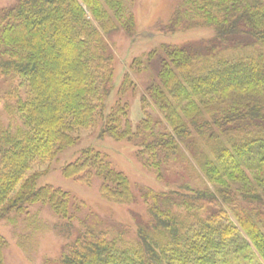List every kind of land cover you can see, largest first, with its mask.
Here are the masks:
<instances>
[{"label":"trees","instance_id":"trees-1","mask_svg":"<svg viewBox=\"0 0 264 264\" xmlns=\"http://www.w3.org/2000/svg\"><path fill=\"white\" fill-rule=\"evenodd\" d=\"M136 1L16 0L0 9V220L28 217L31 234L18 242L31 251L40 233L31 207L50 205L66 241L48 264H264V0H178L164 31L215 35L135 59L131 69L153 67L154 77L134 126L121 99L106 113L115 86L106 36L134 34ZM131 86L126 75L121 91ZM100 125V137L133 143L159 180L178 177L170 189H141L149 220L134 233L89 208L79 217L84 201L38 183L49 170L40 167ZM62 174L86 185L98 178L110 201L135 200L128 176L94 148ZM7 245L0 234V264Z\"/></svg>","mask_w":264,"mask_h":264},{"label":"rangeland","instance_id":"rangeland-1","mask_svg":"<svg viewBox=\"0 0 264 264\" xmlns=\"http://www.w3.org/2000/svg\"><path fill=\"white\" fill-rule=\"evenodd\" d=\"M15 1L0 0V9ZM177 5L178 0H137L132 7L136 20L134 34L128 35L125 31L118 30L106 36L114 52L115 68V86L106 101V113H109L121 99L129 104V117L132 124L136 126L143 117L141 96L154 77V68L133 70L131 64L135 59L160 48L163 44L181 45L193 42L202 45L215 35L210 27L193 28L174 33L164 31L162 24L169 20ZM126 75L133 81L134 86L121 91ZM149 110L152 113L157 112L152 108ZM100 129L101 125L82 130L77 143L64 149L56 160L39 168L44 170L49 167V170L40 177L38 183L61 187L71 192L78 200L84 201L87 208L79 213V217L86 216L88 210L92 209L103 216L127 224L134 233L137 221L149 220L146 207L140 198L141 189L144 187L157 190L170 189L178 183V177L173 172L167 175L164 181L159 180L139 161L136 155L137 148L133 143L128 140H117L111 136L100 137ZM85 148H94L106 154L113 166L128 176L135 195L133 202L117 203L104 198L99 191L98 178L91 185H86L64 177L62 168L67 163L76 160ZM29 217H32L33 221L40 226L38 247L31 251H27L29 249L25 251L18 242V234H31L30 229H27L28 217L20 216L16 224L0 220V234L8 241L4 250L5 264H48L59 257L66 238L57 232L56 224L59 225L60 222L50 205L35 204L31 207Z\"/></svg>","mask_w":264,"mask_h":264}]
</instances>
